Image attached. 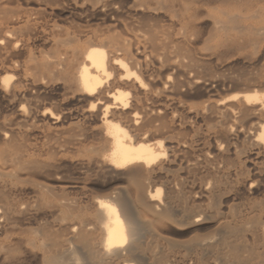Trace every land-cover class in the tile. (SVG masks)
Masks as SVG:
<instances>
[{
	"label": "bare ground",
	"instance_id": "6f19581e",
	"mask_svg": "<svg viewBox=\"0 0 264 264\" xmlns=\"http://www.w3.org/2000/svg\"><path fill=\"white\" fill-rule=\"evenodd\" d=\"M264 264V0H0V264Z\"/></svg>",
	"mask_w": 264,
	"mask_h": 264
},
{
	"label": "rangeland",
	"instance_id": "374dc122",
	"mask_svg": "<svg viewBox=\"0 0 264 264\" xmlns=\"http://www.w3.org/2000/svg\"><path fill=\"white\" fill-rule=\"evenodd\" d=\"M3 264V263H2ZM4 264H6V263H4ZM22 264H33V262L32 261H29V260H27L26 262L24 261V263H22Z\"/></svg>",
	"mask_w": 264,
	"mask_h": 264
}]
</instances>
